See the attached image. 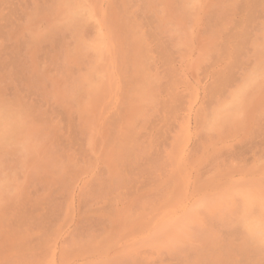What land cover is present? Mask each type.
<instances>
[{
  "label": "rangeland",
  "instance_id": "1",
  "mask_svg": "<svg viewBox=\"0 0 264 264\" xmlns=\"http://www.w3.org/2000/svg\"><path fill=\"white\" fill-rule=\"evenodd\" d=\"M203 1L0 0V264H264V0Z\"/></svg>",
  "mask_w": 264,
  "mask_h": 264
},
{
  "label": "bare ground",
  "instance_id": "2",
  "mask_svg": "<svg viewBox=\"0 0 264 264\" xmlns=\"http://www.w3.org/2000/svg\"><path fill=\"white\" fill-rule=\"evenodd\" d=\"M80 1H81V0H80ZM192 1H194V0H192ZM204 1H205V0H204ZM204 1H203V3H205ZM84 2H86V1H84ZM88 2H89V1H88ZM184 2H185V1H184ZM184 2H183V4H184ZM198 2H199V0H198ZM198 2H197L196 4H198ZM201 2H202V1H201ZM201 2H200V3H201ZM73 3L75 4V2H73ZM76 3H78V2L76 1ZM79 3H81V2H79ZM67 4H68V3H67ZM74 4H73V5H74ZM194 4H195V3H194ZM194 4H193V5H194ZM76 5H79V4H76ZM199 5H201V4H199ZM61 6H62V5H61ZM69 6H70V5H69ZM71 6H72V5H71ZM74 6H75V5H74ZM94 6H95V5H94ZM94 6H93V7H94ZM96 6H97V5H96ZM86 7H87V6H86ZM93 7H92V8H93ZM196 7H198V5H197ZM75 8L78 9L77 7H75ZM81 8H85V7L81 6ZM88 8H89V7H88ZM90 8H91V7H90ZM90 8H89V9H90ZM99 8H100V7H99ZM99 8H98V9H99ZM59 9H60V7H59ZM73 9H74V8H73ZM189 9H191V8L189 7ZM196 9H197V8H196ZM61 10H62V9H61ZM69 10H70V8H69ZM93 10H94V9H93ZM200 10H201V9H200ZM200 10H199V11H200ZM70 11H71V10H70ZM70 11H69V13H70ZM72 11H73V10H72ZM77 11H78V10H77ZM77 11H76V12H77ZM97 11H98V10H97ZM99 11H101V10L99 9ZM64 12H66V10H65ZM197 12H198V11H197ZM57 13H58V12H57ZM61 13H63V12H61ZM69 13H68V14H69ZM77 13H78V12H77ZM88 13H89V12H88ZM58 14H59V13H58ZM58 14H57V15H58ZM70 14H71V13H70ZM79 14H80V13H79ZM83 14H84V11H83ZM90 14H91V13H90ZM95 14H96V13H95ZM199 14H200V13H199ZM59 15H60V14H59ZM71 15H72V14H71ZM81 15H82V14H81ZM97 15H99V14H97ZM194 15H196V14H194ZM197 15H198V14H197ZM197 15H196V16H197ZM77 16H78V15H77ZM83 16H84V15H83ZM91 16H92V14H91ZM107 16H108V15H107ZM198 16H199V15H198ZM66 17H67V16H66ZM68 17H70V16H68ZM75 17H76V16H75ZM84 17H85V16H84ZM93 17H94V16H93ZM93 17H92V18H93ZM192 17H194V16H192ZM63 18H65V17H63ZM76 18H77V17H76ZM76 18H74V19H76ZM78 18H79V17H78ZM100 18H101V17H100ZM61 19H62V18H61ZM61 19H60V20H61ZM81 19H83V18H81ZM84 19H85V18H84ZM93 19L95 20V17H94ZM198 19H199V18H198ZM68 20H69V19H68ZM89 20H90V19H89ZM99 20H100V19H99ZM106 20H107V19H106ZM63 21H65V20H63ZM74 21L77 22V20H74ZM196 21H197V20H196ZM67 22H68V21H67ZM194 22H195V21H194ZM198 22H199V21H198ZM68 23H69V22H68ZM77 23H78V22H77ZM98 23H99V22H98ZM72 24H73V23H72ZM74 24H75V23H74ZM66 25H68V24H66ZM99 25H100V24H99ZM194 25H195V24H194ZM199 31H200V30H199ZM99 33H100V32H99ZM102 34H103V33H102ZM106 35H107V34H106ZM111 36H112V34H111ZM192 37H193V36H192ZM192 37H191V38H192ZM99 38H100V37H99ZM108 38H110V37H108ZM193 38H194V37H193ZM110 39H111V38H110ZM95 40H97V39H95ZM101 40H102V39H101ZM112 40H114V39H113V36H112ZM192 40H193V39H192ZM192 40H191V41H192ZM93 41H94V40H93ZM108 41H110V40H108ZM194 41H195V40H194ZM91 42H92V41H91ZM94 42H95V41H94ZM96 42H98V41H96ZM99 42H100V41H99ZM113 42H114V41H113ZM100 43H101V42H100ZM102 43H103V42H102ZM191 43H192V42H191ZM93 44H94V43H93ZM95 44H97V43H95ZM114 44H115V43H114ZM90 45H91V44H90ZM98 45H100V44H97V46H98ZM101 45H102V44H101ZM109 45L112 46V44H109ZM91 46H92V45H91ZM100 47H101V46H100ZM93 48H94V47H93ZM101 48H102V47H101ZM111 48H113V50H114V46H113V47H110V49H111ZM192 48L194 49V47H192ZM97 49H98V48H97ZM102 50H103V49H102ZM106 50H107V49H106ZM113 50H112V51H113ZM189 50H190V48H189ZM95 51H96V50H95ZM99 51H100V50H99ZM231 51H232V50H231ZM108 52H110V51H109V48H108ZM115 52H116V51H115ZM110 53H111V52H110ZM189 53H191V54L194 55L195 51H194V53H192V52H189ZM115 54H116V53H115ZM229 54H230V53H229ZM113 55H114V54H113ZM109 56H110V55H109ZM114 56H115V55H114ZM112 57H113V56H112ZM191 57H192V56H191ZM262 57H263V56H262ZM141 58H142V57H141ZM114 59H116V58L114 57ZM139 60H140V59H139ZM140 61H141V60H140ZM142 61H144V60H142ZM137 62H138V61H137ZM263 62H264V61H263ZM114 63H115V62H114ZM257 63H259V62H257ZM143 64H144V63H143ZM115 65H116V64H115ZM137 65H139V64L137 63ZM168 66H169V65H168ZM116 67H117V66H116ZM139 67H140V66H139ZM117 68H118V67H117ZM142 68H143V67H142ZM255 68H256V67H255ZM255 68H254V69H255ZM140 69H141V68H140ZM185 69H186V68H185ZM109 70H111V68H110ZM142 70H143V69H142ZM144 70H145V69H144ZM144 70H143V71H144ZM169 70H170V69H169ZM183 70H184V69H183ZM260 70H261V69H260ZM117 71H118V70H117ZM140 71H141V70H140ZM143 71H142V73H143ZM184 71H185V70H184ZM186 71H188V70H186ZM256 71H257V70H256ZM110 73H111V72H110ZM118 73H119V72H118ZM145 73L147 74V75H145V77H147V76L150 77L151 82L154 81V83H156L155 80H152V79H154V78H152L151 75L149 76L147 72H145ZM174 73H175V72H174ZM187 73H188V72H187ZM119 74H120V73H119ZM224 74H225V73H224ZM246 74H247V73H246ZM249 74H250V73H249ZM262 74H263V73H262ZM262 74H261V75H262ZM110 76H111V75H110ZM142 76H144V75H142ZM154 76H155V75H154ZM154 76H153V77H154ZM156 76H157V75H156ZM158 76H159V75H158ZM172 76H174V75H172ZM223 76H224V75H223ZM227 76H228V75H227ZM243 77H244V76H243ZM246 77H247V75L245 76V78H246ZM143 78H144V77H143ZM143 78H142V80H143ZM151 78H152V79H151ZM173 78H174V77H173ZM222 78H223V77H222ZM227 78H228V77H227ZM108 79H109V78H108ZM114 79H115V78H114ZM148 79H149V78H148ZM188 79H189V78H188ZM257 79H259V77H258ZM245 80H246V79H245ZM253 80H254V79H253ZM147 81H148V80H147ZM147 81L144 80L145 83H144V82H142V83H144L145 86H146V84H149V83H146ZM243 81H244V80H243ZM193 82H194V81H193ZM195 82H197V80H196ZM255 82H256V81H255ZM257 82H258V81H257ZM197 83H199V82H197ZM197 83H196V84H197ZM242 83H244V82H242ZM151 84H152V83H151ZM161 84H162V83H161ZM169 84H170V83H169ZM250 84H252V83H250ZM253 84H255V83H253ZM152 85H154V84H152ZM148 86H149V85H148ZM161 86H162V85H161ZM170 86H171V85H170ZM143 87H144V85L142 86V88H143ZM146 87H147V86H146ZM150 87H151V85H150ZM235 87H236V85H235ZM243 87H245V86L243 85ZM147 88H148V87H147ZM159 88H160V87H159ZM161 88H162V87H161ZM200 88H201V87H200ZM144 89H145V88H144ZM144 89H142V90H144ZM152 89H153V87H152ZM197 89H198V88H197ZM197 89H196V90H197ZM236 89H237V88H236ZM242 89H243V88H242ZM247 89H248V88H247ZM148 90H149V91H147V90H146V91L149 93V92H150V89H148ZM154 90H155V91H158L159 89H158V90H157V89H154ZM170 90H171V88H170ZM175 90H176V89H175ZM239 90H240V89H239ZM243 90L245 91L246 88H244ZM146 91L144 92L145 94L143 93V94H144V97L148 94ZM159 91H160V90H159ZM165 91H166V90H165ZM186 91H187V90H186ZM188 91H189V90H188ZM236 91H237V90H236ZM244 91H243V92H244ZM198 92H199V91H198ZM231 92H232V91H231ZM237 92H239V91H237ZM146 93H147V94H146ZM152 93H153V91H152ZM157 93H158V92H157ZM179 93H180V92H179ZM229 93H230V92H229ZM246 93H247V92H246ZM150 94H151V93H150ZM150 94H149V95H150ZM164 94H166V93H164ZM195 94H196V93H195ZM239 94H241V93L239 92ZM244 94H245V93H244ZM244 94H243V97H244ZM154 95H155V94H154ZM160 95H161V94H160ZM168 95H169V94H168ZM173 95H174V94H173ZM241 95H242V94H241ZM196 96H197V95H196ZM239 96H240V95H239ZM243 97L241 96L240 99L242 100ZM148 98H149V96H148ZM151 98H152V96H151ZM225 99H226V97H225ZM234 99H235V98H234ZM240 99H238V100L240 101ZM146 100L148 101L149 99H146ZM231 100H233V99H231ZM235 101H236V100H235ZM240 103H242V101H240ZM232 104H233V103H232ZM223 105H224L223 107L225 108V105H226V104H223ZM238 106H240V105H238ZM214 107H215V106H214ZM202 108H203V107H202ZM228 108H230V107H228ZM238 108H239V107H238ZM217 109H218V108H217ZM225 109H227V107H226ZM233 109H234V108H233ZM219 110H220V109H219ZM219 110H217V111L219 112ZM217 111H216V112H217ZM221 111H223V110H221ZM206 112H207V111H206ZM228 112H229V111H228ZM216 114H217V113H216ZM219 114H220V113H219ZM224 114H225V113H224ZM7 115H8V114H7ZM7 115H6V116H7ZM6 116H5V117H6ZM11 116H12V115H11ZM217 116H218V114H217ZM217 116H216V117H217ZM222 116H223V114H222L220 117H222ZM233 116H235V115H233ZM233 116H232V117H233ZM5 117H4V118H5ZM7 117H8V116H7ZM9 117H10V116H9ZM13 117H14V116H13ZM13 117H11V118H13ZM223 117H224V116H223ZM4 118H2V119L4 120ZM11 118H9V120L7 119V122H8V121L10 122V119H11ZM2 119H1V120H2ZM222 120H223V119H222ZM5 121H6V120H5ZM3 122H4V121H3ZM3 122H2V123H3ZM12 122H13V121H12ZM5 123H6V122H5ZM5 123H4V124H5ZM6 124H7V123H6ZM9 124H11V123H9ZM9 124H8V125H9ZM14 124H15V122H14ZM3 126H4V125H3ZM9 126H10V125H9ZM12 126H13V125H12ZM12 126H11V127H12ZM13 127H14V126H13ZM3 128H4V129H7V125H6V128H5V127H3ZM15 128H16V127H15ZM0 129H2V128H0ZM8 130H9V128H8ZM183 130H184V129H183ZM6 131H7V130H6ZM12 131H13V129L11 130V132H12ZM11 132H9V133H11ZM2 133H4L6 136H7V134L10 135V134L8 133V131H7V134H6V132H3V131H2ZM2 133H0V134H2ZM4 134H2V135H3V138H4V136H5ZM6 136H5V137H6ZM14 136H15V135H14ZM6 138H7V137H6ZM11 138H12V137H11ZM187 158H188V157H187ZM183 159H184V157H183ZM185 160L187 161V159H184V161H185ZM188 161H189V160H188ZM184 163H185V162H184ZM187 163H188V162H187ZM184 165H185V164H184ZM186 168H188V166H187ZM185 170H186V169H185ZM182 171H183V170H182ZM183 173H184V172H183ZM184 175L186 176V172H185ZM187 175H188V174H187ZM186 177H187V176H186ZM188 179H189V177H188ZM187 182H188V181H187ZM249 194H250V192H249ZM247 196H248V195H247ZM241 197H242V196H241ZM245 197H246V196H245ZM253 197H254V196H253ZM254 198H255V197H254ZM251 201H252V200H251ZM252 205H253V203H252ZM249 207H250V206H249ZM246 211H248V210H246ZM258 211H259V210H258ZM261 212H262V211H261ZM251 213H252V212H251ZM248 214H249V213H248ZM263 214H264V213H263ZM251 215H252V214H251ZM239 216H240V215H239ZM186 217H187V216H186ZM243 217H244V216H243ZM247 217H248V216H247ZM261 217H262V216H261ZM263 217H264V216H263ZM263 217H262V218H263ZM181 218H182V217H181ZM181 218H180V219H181ZM240 218H241V217H240ZM248 218H249V217H248ZM258 218H259V217H258ZM178 220H179V219H178ZM239 220H240V219H239ZM182 221H184V220H182ZM259 221H260V219H259ZM180 222H181V221H180ZM245 222H246V220H245ZM252 222H253V220H252ZM252 222H250V223H252ZM255 222H256V220H255ZM242 223H243V222H242ZM250 223H249V224H250ZM257 223H258V222H257ZM243 224H244V223H243ZM249 224H247V225H249ZM255 225H256V224H255ZM241 226H242V225H241ZM257 228H258V227H257ZM254 229H255V228H254ZM262 229H263V228H262ZM246 231H247V230H246ZM250 231H252V230H251V225H250ZM254 231H255V230H254ZM256 231H257V230H256ZM260 231H261V230H260ZM263 232H264V231H263ZM251 233H252V232H251ZM258 233L262 234V232H258ZM255 234H256V235H255V237H256V236H257V233H255ZM250 235H251V234H250ZM253 235H254V234H253ZM263 235H264V234H263ZM245 237H246V236H245ZM258 237H259V236H258ZM260 237H261V235H260ZM250 238H251V237H250ZM253 239H254V238H253ZM261 239H262V238H261ZM255 240H256V239H255ZM247 241H248V240H247ZM259 241H260V240H259ZM253 243H254V242H253ZM255 243H256V242H255ZM256 244H258V243H256Z\"/></svg>",
  "mask_w": 264,
  "mask_h": 264
}]
</instances>
